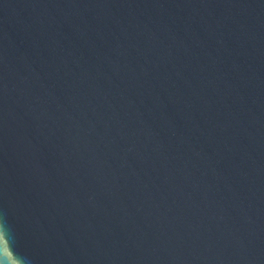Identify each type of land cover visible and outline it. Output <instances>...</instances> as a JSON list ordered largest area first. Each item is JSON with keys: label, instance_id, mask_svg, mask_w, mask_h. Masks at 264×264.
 I'll return each instance as SVG.
<instances>
[{"label": "water", "instance_id": "1", "mask_svg": "<svg viewBox=\"0 0 264 264\" xmlns=\"http://www.w3.org/2000/svg\"><path fill=\"white\" fill-rule=\"evenodd\" d=\"M0 264H264V0H0Z\"/></svg>", "mask_w": 264, "mask_h": 264}]
</instances>
